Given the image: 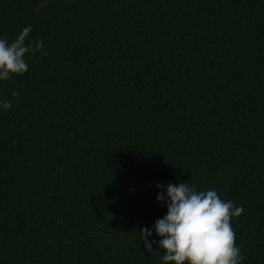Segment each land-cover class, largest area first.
<instances>
[{
    "label": "trees",
    "instance_id": "16d2710c",
    "mask_svg": "<svg viewBox=\"0 0 264 264\" xmlns=\"http://www.w3.org/2000/svg\"><path fill=\"white\" fill-rule=\"evenodd\" d=\"M28 25L48 54L0 81V264H163L180 182L242 207L264 264V0H0V38Z\"/></svg>",
    "mask_w": 264,
    "mask_h": 264
},
{
    "label": "clouds",
    "instance_id": "9594fccd",
    "mask_svg": "<svg viewBox=\"0 0 264 264\" xmlns=\"http://www.w3.org/2000/svg\"><path fill=\"white\" fill-rule=\"evenodd\" d=\"M32 29V25L24 27L11 42L0 38V81L27 72V56L37 52L48 54L42 39L28 41ZM18 95V91L11 93L12 98ZM0 107L9 110L12 101L0 100ZM157 188L161 189L157 201L167 206V215L154 226L156 234L162 237L159 248L164 250L163 264H240L244 257L236 246L230 221L243 213L242 207L222 200L215 189L198 192L187 182L168 184L166 196L165 185L158 184ZM139 233L145 250L153 253L152 245L157 242L148 240L152 230L144 228Z\"/></svg>",
    "mask_w": 264,
    "mask_h": 264
}]
</instances>
